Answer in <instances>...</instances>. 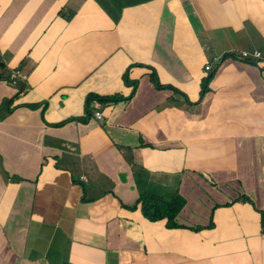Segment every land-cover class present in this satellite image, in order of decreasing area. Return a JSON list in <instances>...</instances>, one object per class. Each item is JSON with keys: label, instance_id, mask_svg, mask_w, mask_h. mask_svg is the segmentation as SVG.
I'll list each match as a JSON object with an SVG mask.
<instances>
[{"label": "crops", "instance_id": "obj_1", "mask_svg": "<svg viewBox=\"0 0 264 264\" xmlns=\"http://www.w3.org/2000/svg\"><path fill=\"white\" fill-rule=\"evenodd\" d=\"M75 1L0 0V90L3 86L10 90L9 95L0 93V151L4 159L13 173L35 178L32 171L42 159L40 155L61 156L73 167L77 179L82 174L91 180L89 187L79 191L50 167L40 182L31 183L33 201L13 212L14 196L2 198L0 264L18 259L13 228L21 258L27 259L29 251L37 250L28 255L34 258L32 264H244L254 252L253 264H264V237L257 235L260 220L249 207L239 208L245 229H231L207 239L211 232L169 228L165 220L147 219L137 203L139 197L118 176L122 160L111 141L129 137L121 129H129L133 138L143 133L144 142L157 148L160 126L165 139L175 136L172 119L181 111L159 110L171 92L157 88L167 89L172 84L190 99L199 98L203 66L208 60L200 36L192 27L187 25V29L180 18L175 23L178 11L163 10L165 0L143 4L124 0L118 24L105 12L106 0H98L104 9L94 0H78L79 7L88 1L84 7L92 12L83 9L81 18L67 26L58 19L59 12L71 10ZM214 1L222 10L240 9L227 0ZM127 10L135 11L129 14ZM205 11L209 16L203 20L205 27H221L210 9L200 12ZM161 30L167 36L174 34V41L162 39L160 46L153 48L152 40L157 35L160 39ZM122 32L128 33V38L117 35ZM143 48L147 49V65L136 62L128 68L140 61L137 52ZM16 69L28 77L29 89L24 93L26 82L19 76L13 78ZM217 74L214 86L220 93L212 99L226 108V124L237 128L241 124L238 107L250 103L256 87L243 80V69L232 75L223 67ZM136 81L140 84L130 102L105 109L110 127L117 129L106 133L94 122L83 123L84 100L90 91L129 95L134 93L132 83ZM12 96L13 102H2L3 97ZM6 111L8 116L3 117ZM57 123L65 125L54 127ZM240 135L226 125L213 130L200 155L211 158L216 147V155L225 159L223 176L232 194H237L241 181L258 207L264 208V147L260 142L264 116L256 118L249 136ZM195 159L190 154L187 164ZM12 188L1 185L0 191L4 194ZM245 211L254 219L248 220ZM4 221L8 227L2 226ZM23 236L26 241H21Z\"/></svg>", "mask_w": 264, "mask_h": 264}, {"label": "clouds", "instance_id": "obj_2", "mask_svg": "<svg viewBox=\"0 0 264 264\" xmlns=\"http://www.w3.org/2000/svg\"><path fill=\"white\" fill-rule=\"evenodd\" d=\"M94 1L104 9L98 0ZM165 1L162 2L164 5L163 10L168 7L170 13H172V10L178 11L177 14H174L175 23L177 18H180L186 23V26L192 27L196 34L200 36L203 46L207 49L208 60L203 66L204 76L201 79L199 98L197 100L190 99L186 93L172 84L167 89L157 88L158 90L171 92V95L165 98V101L169 104L165 102L164 106L162 105L163 108L161 106L159 110L176 108L181 111L173 117L172 126L176 119H182L186 124L183 134L181 129L176 133L174 132L176 140L181 141L185 148L179 146L182 151L171 155L170 160H166L160 151V147H163L167 153L170 152L167 141H172V139L162 140L157 137V148L144 142L143 133H137L138 136L133 138V134L129 129H121L126 130L129 137L114 138L111 141L113 148L122 160V169L119 171L118 176L122 182L126 183L130 192L139 197L137 203L140 205L144 216L150 221L165 220L169 228L188 229L194 232H211L212 236L206 237L207 239L219 237L231 229H245L239 211L240 207H249L254 214L260 211L264 212V208L258 207L257 201L244 189L241 181H239L240 189L237 194H232L231 189L226 186L223 176L226 169L224 157L216 155L219 153L216 147L213 148L216 154H213L211 158H204L200 155L203 148L207 146L206 135L192 136L190 122L202 117L203 122L199 121L204 130L208 129L209 132H212L226 125L233 133L241 134L240 136H249L256 118L260 115L264 116V49L253 48L249 53L246 49L240 50L236 47L237 43L243 38V32L239 35V31H244V22H251L254 28L264 35V0H227V2L240 9L222 10L219 5V11L216 9L213 11L210 8L211 2L214 0H172L167 3ZM87 2L85 1L83 4L85 5ZM176 3L180 6L176 7ZM84 5L78 7V9L72 7L71 10H61L58 19L64 24L66 22L68 26L79 17ZM201 9H210L213 13L212 18L221 27L207 29L203 20H209V16L206 11L200 12ZM104 10L112 18L106 9ZM189 17L190 21L187 20ZM119 22L115 23L118 24ZM219 31H222L226 38H230L232 41L220 44V37L216 35ZM230 32L233 35H230ZM223 67L228 69L232 75L235 71L243 69L246 72L243 80L251 81V85L256 87L255 95L251 96L250 103L238 107L241 124L237 128L226 124V108L217 106L212 99L213 96L220 93L219 89L208 88L209 80L215 77ZM18 76L26 82V86L22 90L24 93L29 89L27 85L28 77L27 75L25 77L19 69H16L13 72V78ZM204 81L206 83L203 89ZM139 84L140 81L132 83L134 93L129 95L116 91L101 94L90 91L84 100L83 116L86 120L83 123L94 122L98 126L100 125L106 133L111 129H117L110 127L109 115L108 112L105 113V109L110 105L130 102L137 93ZM179 93L184 95L183 101H176L174 106L171 101H174ZM197 105L205 107L204 114H199V110L195 109ZM242 113L250 115L248 120H243ZM205 116L206 119H204ZM78 117L81 118V116ZM64 125L57 123L53 126L61 127ZM145 147L154 148L158 151ZM190 154H194L196 157L192 166L187 164V158ZM40 156L42 159L32 171L35 172V178L27 176L28 173H13V169L3 168L6 178L1 179V185L5 188L9 186L13 188L6 190L2 198L6 200L7 197L11 196L13 198L14 196L16 205L12 207L13 212L18 210V206L35 199L33 194L29 192L31 183L40 182L42 176L50 167L63 177H67L73 183L72 187H77L79 191L91 185V180L85 179L82 174H78L79 178L77 179L73 167L63 161L61 156L50 154ZM110 178L117 182L112 177ZM3 180L5 182H2ZM188 207H195L200 214L184 210ZM259 220L258 230L260 233L257 235L264 237L262 228L264 213L257 216V221ZM6 225L8 227V223L4 221L2 226ZM215 229L217 230L215 231ZM16 235L17 232L13 228V249L18 253V259L13 264H32L34 258L28 255L36 253L37 250L29 251L27 259L21 258L20 249L15 243ZM21 241H26V238L23 236ZM254 254L255 252L250 255L244 264L247 261L253 262Z\"/></svg>", "mask_w": 264, "mask_h": 264}, {"label": "rangeland", "instance_id": "obj_3", "mask_svg": "<svg viewBox=\"0 0 264 264\" xmlns=\"http://www.w3.org/2000/svg\"><path fill=\"white\" fill-rule=\"evenodd\" d=\"M81 4L78 2V0H76L75 1V3L73 4V6H74V9H78V7L80 6ZM92 5V4H91ZM92 6H94L95 7V5H92ZM175 6L176 7H178V6H180V4H178V3H176L175 4ZM219 4L218 3H216L215 1H212L211 2V5H210V8L214 11V9H216L217 11H219ZM84 9L85 10H87L88 11V13H91L92 12V9L90 8V7H87V6H85L84 7ZM143 10L145 9V8H142ZM248 9V8H247ZM133 11H135V10H131V11H129V10H127V13H129V14H131ZM81 17H79V19H80ZM192 19H193V17H192ZM187 20H189L190 21V17L187 19ZM147 24H145V26H146ZM223 30H225V29H223ZM242 32H243V38H242V40L240 41V42H238L237 43V48L238 49H246L247 50V52H249L250 53V51L253 49V48H261V49H264V35L263 34H260L255 28H254V26H253V24L251 23V22H244V31L243 30H241V31H239V35L240 34H242ZM146 31H144L143 32V36H146ZM117 35L119 36V37H122V38H128V33H126V32H122V33H117ZM216 35L217 36H219L220 38H219V43L220 44H224V43H228V42H231L232 40L229 38H226V36L222 33V31H219V32H217L216 33ZM230 35H233V33L232 32H230ZM167 38H171V41H174V34H172L171 36H167V34L165 33V31L164 30H161V33H160V39H159V36L157 35L156 36V38H155V41H154V39L152 40V45H153V48H154V46H155V44H160V42H161V40L163 39V42H166V39ZM160 46V45H159ZM146 52H147V49L146 48H143V49H141L140 51H138L137 52V54H139V57H140V61H135V63H131L129 66H128V68H132V67H134L135 65H136V62H140V64H145L144 63V61L146 60V58H147V55H146ZM156 54L157 55H162V53H161V51L160 50H156ZM156 55V56H157ZM218 75V74H217ZM216 77V76H215ZM215 77H213L212 79H210L209 80V83H208V88L209 89H212V88H217V87H215L214 86V78ZM11 88V87H10ZM0 93H4V94H7V95H9L10 94V90H9V88H7V86L6 87H2L1 88V90H0ZM183 98H184V95H182V94H177V96H176V99L174 100V101H171L172 102V104H174V106L176 105V101H178V102H182L183 101ZM213 98V97H212ZM12 99V100H11ZM178 99V100H177ZM12 101L13 102V96L9 99V97H3L2 98V102L6 105H8V101ZM166 101H165V98L163 99V103H165ZM166 104H169V102H166ZM164 106V105H163ZM163 106L161 107V108H163ZM195 109H198L199 110V114H204L205 113V111H206V109H205V107H203V106H200V105H197L196 106V108ZM243 114V120H248V118H249V116L250 115H247V114H244V113H242ZM6 116H8V113H7V111L5 112V114H4V116L3 117H6ZM204 119H206V116L204 117ZM1 120V119H0ZM203 122V119H202V117H199L198 118V120H192L191 122H190V125H191V129H192V132H191V135L193 136V135H210L211 134V132H209V130L208 129H206V130H204L203 128H202V126H201V122ZM206 123H207V121H206ZM160 128V130H158V138H160V139H162V140H166L165 139V136H164V131H163V129H162V127L160 126L159 127ZM179 129H181V133L183 134L184 133V131H185V129H186V124L184 123V121L182 120V119H176V120H174V124H173V126H172V130H173V132H177ZM168 143H169V146H170V152H166L164 149H163V147H160V151H161V153L164 155V158L166 159V160H170L171 159V155H174V154H176L177 152H181L182 150L179 148V146L180 147H182L183 146V144H182V142L181 141H177L176 140V138L174 137V138H172V141H167ZM260 142H261V145L264 147V138L263 139H261L260 140ZM183 148H185L184 146H183ZM3 153L0 151V187H1V179H5L6 178V173H5V171L3 170V168H8L9 170L11 169V167L12 166H10L9 165V163L4 159V157H3ZM187 162H188V158H187ZM193 165V163H191V165H189V166H192ZM200 166H202V164H200ZM2 195H3V193L0 191V201L2 200ZM205 196H207V195H205ZM184 210H186V211H188V212H190V211H192L193 213H195V214H200V212H198V211H196V208L195 207H188V208H185ZM264 212H255V215L256 216H260V215H262ZM245 214H246V218L248 219V220H253L254 219V217L253 216H251V215H249V212L248 211H245ZM217 229H215V231H216ZM254 257H255V255H254ZM246 264H253V262L252 261H247L246 262Z\"/></svg>", "mask_w": 264, "mask_h": 264}, {"label": "trees", "instance_id": "obj_4", "mask_svg": "<svg viewBox=\"0 0 264 264\" xmlns=\"http://www.w3.org/2000/svg\"><path fill=\"white\" fill-rule=\"evenodd\" d=\"M137 4H143L147 3L150 0H134ZM124 0H106L105 3V9L106 11L112 16V18L115 20V22H119L121 20L122 14H123V8L120 6ZM206 81L203 83V89ZM264 231V225L262 226ZM264 234V233H263Z\"/></svg>", "mask_w": 264, "mask_h": 264}]
</instances>
